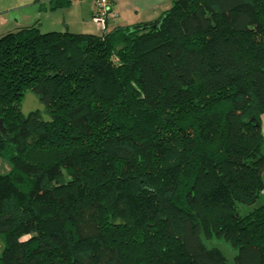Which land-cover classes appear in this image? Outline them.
<instances>
[{"label":"trees","instance_id":"obj_1","mask_svg":"<svg viewBox=\"0 0 264 264\" xmlns=\"http://www.w3.org/2000/svg\"><path fill=\"white\" fill-rule=\"evenodd\" d=\"M26 93L49 119L21 116ZM263 114L264 0H173L100 36L6 33L0 264H227L214 240L264 264Z\"/></svg>","mask_w":264,"mask_h":264},{"label":"crops","instance_id":"obj_2","mask_svg":"<svg viewBox=\"0 0 264 264\" xmlns=\"http://www.w3.org/2000/svg\"><path fill=\"white\" fill-rule=\"evenodd\" d=\"M53 1L55 0H0V37L20 27L32 25L36 21L39 26L40 20L58 12H62L64 16L59 32L67 30L76 34L100 36L117 26L152 22L168 10L173 2V0H111V10L115 17L106 20V29L102 31L91 20L94 12L93 0H68L69 5L66 8L51 11L49 6ZM260 125L264 137V114L260 117ZM262 154L264 156V142ZM262 183L264 192V171Z\"/></svg>","mask_w":264,"mask_h":264},{"label":"rangeland","instance_id":"obj_3","mask_svg":"<svg viewBox=\"0 0 264 264\" xmlns=\"http://www.w3.org/2000/svg\"><path fill=\"white\" fill-rule=\"evenodd\" d=\"M63 15L62 12H58L55 14L50 15L47 18H44L43 20H40L38 28L40 29L41 33H46L49 31H59L61 27V22L63 21ZM39 111L41 118L44 120L49 119L48 115L45 112V109L43 105L38 101V99L31 93H26L24 96V99L20 105V113L22 117H26L29 113ZM11 169L10 163L0 158V176L6 175ZM264 201V192H262L259 196L258 203H261ZM240 213H246L247 208L240 206L239 209ZM210 247H216L218 248L224 257L227 260V264H232L233 257L236 254V251L232 249L228 244L224 243L221 240H214L213 242L207 243ZM3 245L0 241V254L2 253Z\"/></svg>","mask_w":264,"mask_h":264},{"label":"built area","instance_id":"obj_4","mask_svg":"<svg viewBox=\"0 0 264 264\" xmlns=\"http://www.w3.org/2000/svg\"><path fill=\"white\" fill-rule=\"evenodd\" d=\"M94 12L92 15V22L105 31V23L109 18H114L115 14L111 10V0H93Z\"/></svg>","mask_w":264,"mask_h":264}]
</instances>
